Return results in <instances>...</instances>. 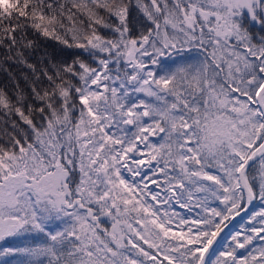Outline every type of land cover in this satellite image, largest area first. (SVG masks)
Masks as SVG:
<instances>
[{"label":"snow or ice","instance_id":"snow-or-ice-1","mask_svg":"<svg viewBox=\"0 0 264 264\" xmlns=\"http://www.w3.org/2000/svg\"><path fill=\"white\" fill-rule=\"evenodd\" d=\"M0 50V264H264V0H0Z\"/></svg>","mask_w":264,"mask_h":264},{"label":"trees","instance_id":"trees-1","mask_svg":"<svg viewBox=\"0 0 264 264\" xmlns=\"http://www.w3.org/2000/svg\"><path fill=\"white\" fill-rule=\"evenodd\" d=\"M9 2H11V0H9ZM29 38H31V37H29ZM258 38H259V35H257V39ZM45 51H47L49 53L53 52V48L51 46H49L47 42L41 43L40 51H38L34 55L33 59L38 60L40 58L41 54ZM56 52L58 53V56L60 58H66L69 61L72 59V57L69 56L67 52L60 53L59 49H56ZM2 59H3V51L0 50V60H2ZM9 73H12L17 78L21 87H26V85L24 84V81L22 79V76H23L22 68L15 65L12 62H9V64L3 65L2 67H0V88H7L10 92L14 90L13 85L16 81L13 79H10Z\"/></svg>","mask_w":264,"mask_h":264},{"label":"rangeland","instance_id":"rangeland-1","mask_svg":"<svg viewBox=\"0 0 264 264\" xmlns=\"http://www.w3.org/2000/svg\"><path fill=\"white\" fill-rule=\"evenodd\" d=\"M239 225H237V227H238ZM0 245H2V242H0Z\"/></svg>","mask_w":264,"mask_h":264}]
</instances>
